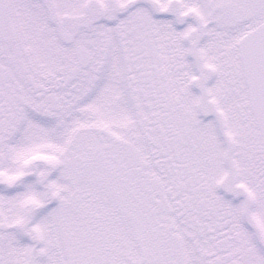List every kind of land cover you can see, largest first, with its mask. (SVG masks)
<instances>
[{"label":"snow or ice","instance_id":"6c2138e0","mask_svg":"<svg viewBox=\"0 0 264 264\" xmlns=\"http://www.w3.org/2000/svg\"><path fill=\"white\" fill-rule=\"evenodd\" d=\"M0 264H264V0H0Z\"/></svg>","mask_w":264,"mask_h":264}]
</instances>
